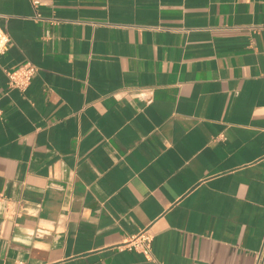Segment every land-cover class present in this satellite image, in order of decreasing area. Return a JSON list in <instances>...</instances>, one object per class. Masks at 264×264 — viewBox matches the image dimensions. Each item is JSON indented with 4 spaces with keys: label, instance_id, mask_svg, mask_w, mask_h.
I'll use <instances>...</instances> for the list:
<instances>
[{
    "label": "crops",
    "instance_id": "0c3cea01",
    "mask_svg": "<svg viewBox=\"0 0 264 264\" xmlns=\"http://www.w3.org/2000/svg\"><path fill=\"white\" fill-rule=\"evenodd\" d=\"M0 26V264H255L264 0H0Z\"/></svg>",
    "mask_w": 264,
    "mask_h": 264
},
{
    "label": "built area",
    "instance_id": "2783aa9c",
    "mask_svg": "<svg viewBox=\"0 0 264 264\" xmlns=\"http://www.w3.org/2000/svg\"><path fill=\"white\" fill-rule=\"evenodd\" d=\"M35 7L40 4V0H29ZM10 37L8 33L0 26V54L4 53L8 49ZM37 71V67L31 61H25L17 68L12 70H6L7 84L10 88H16L20 91H24L34 74ZM140 96L144 95V92L138 93ZM144 97V96H143ZM151 242L152 236L146 231H141L133 235L126 243L125 247L129 250H135L152 259L151 254ZM264 261V237L261 248L255 254V264H262Z\"/></svg>",
    "mask_w": 264,
    "mask_h": 264
}]
</instances>
